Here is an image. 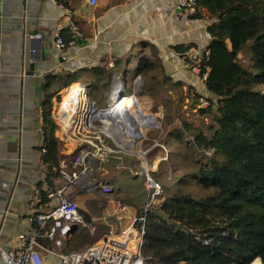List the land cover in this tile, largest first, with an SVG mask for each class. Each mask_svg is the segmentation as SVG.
<instances>
[{"label": "trees", "instance_id": "trees-1", "mask_svg": "<svg viewBox=\"0 0 264 264\" xmlns=\"http://www.w3.org/2000/svg\"><path fill=\"white\" fill-rule=\"evenodd\" d=\"M196 1L198 9L192 18H199L205 10L211 22L206 27V54L195 66L199 76L206 75L204 86L211 97L205 107H196L200 95L186 97V110L197 114L193 119L182 110L184 105L180 106L183 98L177 101L163 94L160 127L162 144L169 153L151 173L153 181L161 186V194L145 214L143 264H264V0ZM55 2L78 12L85 0ZM74 19L78 24L75 15ZM60 33L69 38L67 30ZM190 48L173 47L181 56ZM159 67V62L139 67L137 74L143 77L144 87L151 79L145 75ZM80 78L90 79L89 89L102 92L110 85L112 75L100 68L82 69L72 74H49L43 83V100L38 108L39 145L35 148L45 175L37 185L41 204L47 202L43 186L50 190L58 187L62 182L61 162L69 163L77 155V151L62 153L51 117L52 100ZM151 88L143 94L155 98ZM109 161L116 170L119 159L111 156ZM105 164L99 178H106ZM164 168L171 174L168 182L161 179ZM96 193L101 201L108 195L100 190ZM140 196L137 203L144 198ZM113 200L121 206L133 205L127 198L115 196ZM139 206L135 207L137 218L144 214V207ZM98 229V235H91L77 225L70 240L59 248L46 239L39 243L70 254L94 244L108 232L102 226Z\"/></svg>", "mask_w": 264, "mask_h": 264}, {"label": "crops", "instance_id": "crops-1", "mask_svg": "<svg viewBox=\"0 0 264 264\" xmlns=\"http://www.w3.org/2000/svg\"><path fill=\"white\" fill-rule=\"evenodd\" d=\"M74 13L83 38L77 42V47L61 54L53 40L55 34L67 30L68 20L55 0H0V264H4L5 252L16 245L17 236L29 230L26 219L38 206L36 191L41 192V189L37 185L45 176L35 150L40 129L39 110L33 99L35 78L27 76L31 64L37 65L36 72L44 83L49 74L100 68L113 75L118 74L120 66L128 68L130 62H137L138 67L132 73L122 69L125 84L137 75L143 78L137 71L145 63L159 62V68L145 75L151 78L148 80L151 86L178 83L185 91L188 88L193 94L206 99L211 97L204 86L206 75L199 76L195 67L209 44L206 27L211 22L205 10L195 19L180 16L176 0H96L95 6L85 0L81 10ZM36 34L41 38H30ZM184 45L191 46L185 56L173 49ZM185 64L189 68H185ZM143 83L145 85V81ZM109 87L103 89V97ZM107 102L106 96V102L98 104L104 106ZM65 103L63 97L61 105ZM119 161L116 168L129 169V164ZM101 177L99 179L110 189V193L103 196L108 200L106 204L96 198L98 190L87 192L79 188V194L73 199L82 219L87 218V223L95 225V233L88 231L91 235L99 234V226L104 232L108 230L99 239L128 227L124 215L117 217L118 220L108 215L111 207H120L121 203L113 200L117 190L111 186L112 181ZM43 189L46 190L45 186ZM84 194H91L93 198H86ZM144 201L145 196L140 203L131 201L132 206L123 208L130 210L134 217L137 215L135 207L143 206ZM116 220L122 226H117ZM41 255L44 264H58L54 257Z\"/></svg>", "mask_w": 264, "mask_h": 264}, {"label": "built area", "instance_id": "built-area-1", "mask_svg": "<svg viewBox=\"0 0 264 264\" xmlns=\"http://www.w3.org/2000/svg\"><path fill=\"white\" fill-rule=\"evenodd\" d=\"M89 4L95 6L96 0H89ZM57 6L68 20L69 38L65 39L58 32L53 41L55 49L64 54L77 47V42L82 40L83 33L74 19L75 13L69 8ZM176 9L180 16L192 18L197 12L198 4L196 0H176ZM30 38L40 39L41 36L36 34ZM185 68H189V65L185 64ZM131 80L133 90H127V82L123 84L118 74L114 73L109 92L104 95L107 96L108 101L104 106L94 101L88 95V88L78 82L70 83L63 89V92L68 91L65 95L68 99L67 107L59 109L56 104L51 110V117L56 125L55 137L61 143L64 155H70L75 151L77 155L69 163L61 162L62 182L53 190H44L47 197L46 203L41 204L40 192L36 191L38 206L26 219L29 230L20 233L17 236L16 245L5 252L4 264H44L42 253L54 257L58 264H143L141 246L145 214L151 206L158 203V197L161 194V186L151 177L155 167L149 166L148 163L144 164L139 172L145 180L148 196L143 217L135 216V222L126 229L117 234L110 232L94 244L74 253L61 254L39 243L40 239H46L55 248H59L70 240L72 229L77 225L83 226L90 233L95 231L93 223L84 222L82 219L73 196L79 194V188L87 192L105 188L108 191H104L105 195L110 193V189L96 176L101 172L102 165L107 159L120 149L117 139L111 138L106 133L110 127L109 122L120 116V114H111L110 111L114 110L118 99L128 98L138 102L137 94L142 83L141 77L137 75ZM75 84L77 88L72 89ZM63 92L58 94L61 100ZM206 105V98L200 97L196 107ZM106 110L107 114H105ZM123 207L120 206L124 210Z\"/></svg>", "mask_w": 264, "mask_h": 264}, {"label": "rangeland", "instance_id": "rangeland-1", "mask_svg": "<svg viewBox=\"0 0 264 264\" xmlns=\"http://www.w3.org/2000/svg\"><path fill=\"white\" fill-rule=\"evenodd\" d=\"M138 65L137 62H130L128 65V68H125V65L120 66L118 68V76L119 79L123 82L124 80V74L122 72V69L125 68L130 73L135 71L137 69ZM142 83L139 86V92L137 94L138 102H136L137 108L139 110L138 118L143 122V125H141V135L137 137L136 139L129 140L127 137H118L114 136L113 138L117 139L120 147L117 153L113 154L112 156L116 159H123L126 160L125 163L129 164V169H119L112 170V166L114 165L112 162H107L104 165L105 175L108 181L111 182V186L113 189H115V193L118 198L120 199H131L132 201H137L139 199L140 194L143 192L145 196V203L143 204V207L147 203V192L145 187V180L144 178L139 175L140 168L146 163L154 164L155 171L158 168V164L163 161L166 156L169 153V150L164 148V145L162 144V133H161V119L163 117V105H162V98L163 94L166 93L168 96H172L174 100L179 101V99L183 98V101H181L180 106L184 105L182 110L187 111L188 110V98L189 94H193L189 92V89L183 90L182 85H177L178 83L172 84V83H165V84H153V88H151V84L147 83V88H151L150 93H155V98L149 97L146 94H143V91L147 89L144 87V79H141ZM77 82L80 83L82 86H89L91 84V80L88 78H80L77 79ZM124 84V83H123ZM143 84V85H142ZM133 83L130 79L127 82L126 89L127 90H133ZM108 89H105V91ZM63 90L60 92L62 94ZM103 91L102 92H96L91 89H88V95L92 97V99L96 102H99L100 104L106 102V96L103 97ZM59 94V93H58ZM56 95V97L52 100V110L53 107L57 104V107L60 109L61 106V98ZM65 94H63L64 97ZM187 109V110H186ZM188 112V111H187ZM188 114H192L193 119H196V112L194 110H189ZM151 117L155 119V123L152 122ZM131 121V120H130ZM132 122V121H131ZM157 127V128H156ZM109 133V132H108ZM118 134H121V131L118 132ZM40 136V133H39ZM105 167H109L106 169ZM166 170L165 176L162 175V180L165 182H168L171 179V174L168 168H164ZM42 173L43 170L41 171ZM101 192H108L105 190V188H99ZM119 190V191H118ZM104 192V193H105ZM110 192V191H109ZM86 198H93L91 197V194H84L83 195ZM76 196H73V199ZM97 198V197H96ZM103 200V203L106 202L105 197H101ZM100 199V198H99ZM108 201V200H107ZM130 210L122 209L120 207H111L108 210V215L110 217L114 216L122 218L123 215L125 216V219L128 221L127 225H131L134 221V217L131 216L129 213ZM119 212V213H118ZM118 213V214H117ZM118 220V219H117ZM116 220V222H117ZM126 225V226H127ZM117 226H122L121 223L117 222ZM127 228V227H126ZM96 232V231H95ZM94 232V233H95ZM45 262V261H44ZM253 264H257L256 262ZM259 264V263H258Z\"/></svg>", "mask_w": 264, "mask_h": 264}, {"label": "bare ground", "instance_id": "bare-ground-1", "mask_svg": "<svg viewBox=\"0 0 264 264\" xmlns=\"http://www.w3.org/2000/svg\"><path fill=\"white\" fill-rule=\"evenodd\" d=\"M73 86L77 88L76 84ZM116 88L118 87L116 86ZM67 92L68 91L63 92V94L66 95ZM65 95H64V103H65V99H66V103L65 105L64 104L61 105L60 109L67 107L68 99L65 97ZM62 101H61V104H62ZM115 104L116 106L114 107V110L110 112L111 114H116V115L120 114V116H118L116 119L112 118L113 120L109 122L110 127L108 131H106L107 135H109L111 138H113V135H114V136H118L122 138L127 137L129 138V140L136 139L137 137L141 135L140 127L143 124V122H141V120L138 118L139 110L137 108L136 102H134L131 99L124 98L123 100L118 99ZM107 113L108 111L105 112V114ZM132 123L133 125H131ZM120 131H121V134H118V132Z\"/></svg>", "mask_w": 264, "mask_h": 264}, {"label": "water", "instance_id": "water-1", "mask_svg": "<svg viewBox=\"0 0 264 264\" xmlns=\"http://www.w3.org/2000/svg\"><path fill=\"white\" fill-rule=\"evenodd\" d=\"M41 58L44 59L43 52L41 53ZM36 68H37V65H35L34 63L31 64L29 67V72H27V76H31L35 78L34 89H33V99L35 102V106L39 108L43 100V94H42L43 82H41L39 78V74L36 72ZM86 88H89V86L86 85ZM151 119H152V122L155 123V119L153 117H151ZM259 264H260V261H259Z\"/></svg>", "mask_w": 264, "mask_h": 264}]
</instances>
